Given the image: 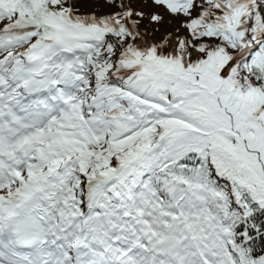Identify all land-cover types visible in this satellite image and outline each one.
Instances as JSON below:
<instances>
[{"label": "snow or ice", "instance_id": "snow-or-ice-1", "mask_svg": "<svg viewBox=\"0 0 264 264\" xmlns=\"http://www.w3.org/2000/svg\"><path fill=\"white\" fill-rule=\"evenodd\" d=\"M0 264H264V0H0Z\"/></svg>", "mask_w": 264, "mask_h": 264}]
</instances>
